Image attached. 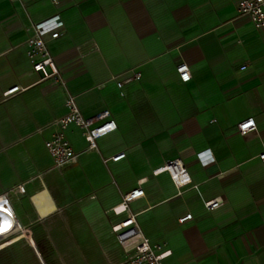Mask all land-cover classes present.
<instances>
[{
	"label": "crops",
	"instance_id": "crops-1",
	"mask_svg": "<svg viewBox=\"0 0 264 264\" xmlns=\"http://www.w3.org/2000/svg\"><path fill=\"white\" fill-rule=\"evenodd\" d=\"M239 1L0 0V218L12 223L0 264H128L141 240L120 244L112 227L130 215L170 252L162 264H264V33ZM55 15L63 27L47 46L61 82L33 72L25 45ZM69 94L92 127L116 128L89 150L69 126L76 161L54 169L46 143ZM173 159L191 179L180 195L156 173Z\"/></svg>",
	"mask_w": 264,
	"mask_h": 264
},
{
	"label": "built area",
	"instance_id": "built-area-1",
	"mask_svg": "<svg viewBox=\"0 0 264 264\" xmlns=\"http://www.w3.org/2000/svg\"><path fill=\"white\" fill-rule=\"evenodd\" d=\"M237 12L239 16L248 18L254 25L256 30L264 33V0H241L237 4ZM63 24L58 15L52 16L44 21L33 25L32 34L25 41L26 55L33 72L41 75L42 80L52 79L55 82H61V77L58 73L57 67L48 50V42L59 38ZM176 73L182 82H187L190 79L189 69L185 63H181L176 67ZM188 78L185 79L184 77ZM140 74L134 73L131 77L124 80V83L133 80H139ZM123 83H117V87L121 88ZM19 88L15 87L7 92L5 96H11L17 92ZM65 114L54 120L51 124L53 131L46 143V150L52 160L54 169H61L75 163L77 153L73 151L69 142L66 139V130L69 126H76L84 131L88 138V149L96 150V141L113 132L115 124L113 121L100 124L92 127L91 124L83 118L76 103V97L69 94L65 100ZM237 129L241 135H245L255 129L252 119L246 120L238 124ZM202 157V155H200ZM124 157L123 153H119L104 162H117ZM261 163L264 167V151L260 155ZM165 172L168 174L177 194L191 185V179L188 174L186 166L179 159H173L166 163V165L157 170L156 173ZM14 192L24 193L23 186H17ZM143 196L141 189H136L124 196V202H131ZM207 210H213L218 207V202L215 200L204 203ZM5 207L0 197V212L4 211ZM191 215H186L178 219L179 223L190 220ZM9 220L0 218V228L5 225L6 233H10L11 224L5 223ZM112 232L115 234L117 241L123 244L135 237L140 238V242L135 246L134 254L127 259L128 264H162V262L169 256L170 252L163 249V245H150L143 238L139 228L136 225L134 216H128L120 224L112 227Z\"/></svg>",
	"mask_w": 264,
	"mask_h": 264
},
{
	"label": "rangeland",
	"instance_id": "rangeland-1",
	"mask_svg": "<svg viewBox=\"0 0 264 264\" xmlns=\"http://www.w3.org/2000/svg\"><path fill=\"white\" fill-rule=\"evenodd\" d=\"M175 249H176V251H177L178 256H177V254H176V256H177V258H178V257L181 256V253H180L181 249L179 248L178 245H177V247H176Z\"/></svg>",
	"mask_w": 264,
	"mask_h": 264
},
{
	"label": "snow or ice",
	"instance_id": "snow-or-ice-1",
	"mask_svg": "<svg viewBox=\"0 0 264 264\" xmlns=\"http://www.w3.org/2000/svg\"><path fill=\"white\" fill-rule=\"evenodd\" d=\"M184 78H185V79H187L188 77H187V76H185ZM3 230H5V229H3V228H0V231H3Z\"/></svg>",
	"mask_w": 264,
	"mask_h": 264
}]
</instances>
